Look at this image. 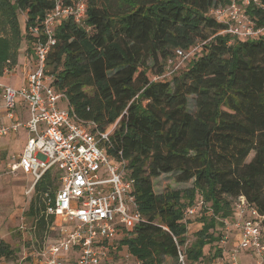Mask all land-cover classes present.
<instances>
[{"label": "trees", "instance_id": "trees-1", "mask_svg": "<svg viewBox=\"0 0 264 264\" xmlns=\"http://www.w3.org/2000/svg\"><path fill=\"white\" fill-rule=\"evenodd\" d=\"M85 1L83 24L71 16L58 20L46 72L67 98L60 104L95 124L91 131L113 126L101 145L126 160V178L144 216L120 232L115 247L143 264H163L167 257L181 264L179 249L186 264H231L221 242L236 199L244 196L264 215V34L219 33L226 25L209 11L232 0ZM54 6L55 0H0V76L18 61L22 41L33 53L38 37L28 29L41 25ZM246 12L264 26V0ZM197 45L177 72L154 79L176 48ZM171 174L191 185L156 192L154 180ZM57 176L56 169L45 172L25 211L40 235L53 220L46 209L59 188ZM200 198L197 213L187 216ZM192 217L202 227L190 235ZM262 232L264 241V219ZM15 254L0 240V256Z\"/></svg>", "mask_w": 264, "mask_h": 264}, {"label": "built area", "instance_id": "built-area-1", "mask_svg": "<svg viewBox=\"0 0 264 264\" xmlns=\"http://www.w3.org/2000/svg\"><path fill=\"white\" fill-rule=\"evenodd\" d=\"M260 5V0H232L226 6L212 8L209 15L226 25L220 34L241 38H260L264 26H257L246 9ZM71 16L77 24L86 18V1L63 4L55 0L41 25H32L29 32L38 38L32 54L26 55L22 85L14 88L0 76V139L21 130L27 131V141L9 170L21 169L33 176V185L50 169L59 171L60 186L46 215L53 217V226L60 238L44 244L37 253V264H111L115 240L124 229H131L144 216L132 193L133 182L126 178V160L112 157L101 145L109 140L113 126L94 133L93 123L79 121L71 107L60 103L67 98L52 85L46 71L47 58L57 43L55 26L62 17ZM200 45L186 51L174 50L164 72L154 79L165 80L177 72ZM15 70L6 66L4 75ZM202 199L186 212L197 213ZM234 221L226 225L222 244L231 264H240V253L248 250L253 264H264L262 220L264 215L250 205L244 196L234 202ZM231 226L239 231L238 243L230 246ZM23 228V227H22ZM120 264H143L130 252L118 251ZM179 261L186 264L179 249Z\"/></svg>", "mask_w": 264, "mask_h": 264}, {"label": "rangeland", "instance_id": "rangeland-1", "mask_svg": "<svg viewBox=\"0 0 264 264\" xmlns=\"http://www.w3.org/2000/svg\"><path fill=\"white\" fill-rule=\"evenodd\" d=\"M18 17L20 27L24 33L26 15L20 12ZM25 47L26 43L22 41L18 61L14 64V67L17 68L16 74L19 72L21 75L23 72L22 64L28 54L25 52ZM6 82H9L14 88H18L21 84V78L15 76L10 80L7 79ZM190 108H194L192 99L190 100ZM23 132L25 133L24 130L21 131V133ZM16 145H18V142ZM20 150L21 147L19 146H13L9 151L0 150V237L16 249V254L13 258H0V264H30L33 256L37 255L38 250L44 244L54 242L60 238L58 230H47L40 235L34 228L33 220L25 215V211L28 210L35 194L34 188L30 191L34 178L22 172L11 173L4 164L13 153L17 154ZM56 184L58 188L60 185L59 176H57ZM190 185L191 182L178 183L173 174L162 175L154 180V188L158 193L166 188L178 189L189 187ZM189 221L188 231L192 235L196 232V229L202 227V223L199 222L197 217H192ZM213 253L212 248L210 255ZM163 264H176V260L168 257Z\"/></svg>", "mask_w": 264, "mask_h": 264}, {"label": "crops", "instance_id": "crops-1", "mask_svg": "<svg viewBox=\"0 0 264 264\" xmlns=\"http://www.w3.org/2000/svg\"><path fill=\"white\" fill-rule=\"evenodd\" d=\"M25 63H26V58L24 59V62L22 64V70H23V72H22L21 75H20L19 72H18V74L15 73V71L17 69L15 67V70L13 72L9 73V74L4 75V72H3L2 80L5 83L10 84L9 82H6L7 79L10 80V79H12L15 76L16 77H19V78H21V84L18 87H20L22 85L23 78L25 76V71L23 69V66H24ZM21 131H19L18 133H12V134H10V135H8L6 137L1 138L0 139V150L1 151H9V150L12 149L13 146H19V147H21V150L19 151V153H21L23 147L26 144L27 136H28L27 131L24 130L25 133L24 132L21 133ZM24 137H25V139H24ZM17 142H18V145H16ZM19 153H17V154H14L13 153L10 156V159L9 160H6V162H4L6 168H9L8 165L10 163H12V162H14V161L17 160V157H18ZM9 172H11V173L22 172L23 174H25L21 169H18L16 172H12V171L9 170ZM26 175H28V174H26ZM33 223H34V228L36 229V223L34 221H33ZM231 228H232V231H231V239H230V243L229 244H230V246H233V245H235V244L238 243V240H239V231L235 227H233V226H231ZM199 229L200 228L196 229V231L199 230ZM47 230H58V232H59V229L53 226V222H51L50 224H48L47 229L45 231H47ZM0 240L5 241L4 239H2V237H0ZM115 253H118L119 254L118 251H115V252L113 251V254H112L113 256H112V259H111V262L112 263L111 264H120L121 263V255L114 256ZM36 256L37 255L33 256V258L31 259V263L30 264H37V262H36ZM0 258L6 259L5 257H2V256H0ZM240 264H253L252 256L250 255V253L248 252V250H242L241 251V253H240Z\"/></svg>", "mask_w": 264, "mask_h": 264}]
</instances>
